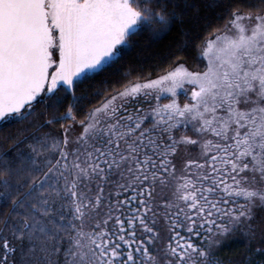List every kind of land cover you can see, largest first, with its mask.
Here are the masks:
<instances>
[{
    "label": "snow or ice",
    "instance_id": "6c2138e0",
    "mask_svg": "<svg viewBox=\"0 0 264 264\" xmlns=\"http://www.w3.org/2000/svg\"><path fill=\"white\" fill-rule=\"evenodd\" d=\"M0 264H264V0H0Z\"/></svg>",
    "mask_w": 264,
    "mask_h": 264
},
{
    "label": "trees",
    "instance_id": "16d2710c",
    "mask_svg": "<svg viewBox=\"0 0 264 264\" xmlns=\"http://www.w3.org/2000/svg\"><path fill=\"white\" fill-rule=\"evenodd\" d=\"M195 2L197 4L203 5L204 3H209L210 0H195ZM202 11L203 12H211V9L210 8H202ZM175 35H176V32H173L172 36H170L168 39L169 40L172 39V37L175 36ZM143 42L145 43L146 46H145L143 52L140 53V55L142 57H148V56H150V55L153 54V48L147 47L148 40H147L146 37L144 38V41ZM164 43H167V41H164ZM153 47H156V45H154ZM146 63L150 64L151 61L150 60H147ZM149 70H151V69H149ZM235 247H242V245L237 244V245L234 246V248Z\"/></svg>",
    "mask_w": 264,
    "mask_h": 264
}]
</instances>
